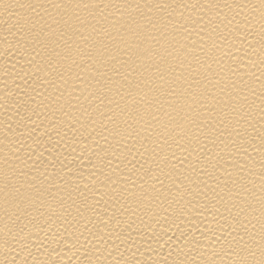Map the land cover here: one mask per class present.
Wrapping results in <instances>:
<instances>
[{
	"label": "bare ground",
	"instance_id": "1",
	"mask_svg": "<svg viewBox=\"0 0 264 264\" xmlns=\"http://www.w3.org/2000/svg\"><path fill=\"white\" fill-rule=\"evenodd\" d=\"M0 264H264V0H0Z\"/></svg>",
	"mask_w": 264,
	"mask_h": 264
}]
</instances>
